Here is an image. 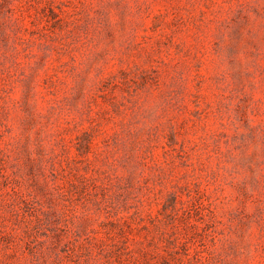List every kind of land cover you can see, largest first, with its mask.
I'll use <instances>...</instances> for the list:
<instances>
[{"label":"rangeland","instance_id":"obj_1","mask_svg":"<svg viewBox=\"0 0 264 264\" xmlns=\"http://www.w3.org/2000/svg\"><path fill=\"white\" fill-rule=\"evenodd\" d=\"M0 264H264V0H0Z\"/></svg>","mask_w":264,"mask_h":264}]
</instances>
